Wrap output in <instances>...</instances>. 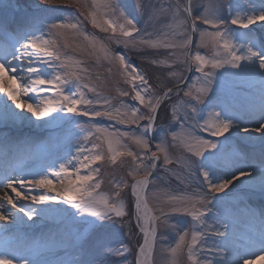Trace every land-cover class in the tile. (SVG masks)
Listing matches in <instances>:
<instances>
[{
  "label": "snow or ice",
  "instance_id": "6c2138e0",
  "mask_svg": "<svg viewBox=\"0 0 264 264\" xmlns=\"http://www.w3.org/2000/svg\"><path fill=\"white\" fill-rule=\"evenodd\" d=\"M135 7L145 17L144 28L115 0H39L36 12L20 16L14 14L24 12L20 0L7 4L0 0V93L4 94L0 97V149L5 158L18 161L13 174L0 177V228L5 234L20 233L14 240L28 248L36 243L30 230L37 219L46 212L70 215L76 230L61 234L59 242L71 255L59 264H127V246L116 239V232L125 227L130 240L134 229L138 230L134 264H156L157 243L168 239L165 232L175 236L172 244L161 245V254L167 253L165 264H181L185 252L188 264H264V209L260 236L251 238L243 255L219 261L201 255L209 236L222 238L221 245L208 249L217 256L222 255L227 247L223 241L229 237L227 224L220 226L223 231L214 226L209 230V205H223L238 184L264 194V41L239 31L257 24L264 28V0L227 6L222 0H175L167 7L137 0ZM162 16L167 21L157 26ZM85 21L142 62L168 69V84L150 83L151 77L138 65L89 35ZM68 32L89 41L93 50L89 54L99 53L97 62L105 60L110 74L115 68L128 86L118 96L130 97L131 103L123 99L114 103L101 94L83 61L66 51ZM202 48L211 54H202ZM161 50L164 59H149ZM220 69L227 76L218 73ZM186 71L199 75L181 88ZM158 119L170 129H179L170 135L173 144L181 142V156L174 159L169 152V133ZM102 120L125 125L127 130H110ZM69 124L80 130L75 133L79 139L74 153L60 155L54 150L50 162H27L46 141L25 135L24 126L63 130ZM233 137L240 143L233 144ZM257 140L258 153H248L241 146ZM124 157L131 159V184L119 181L111 193H101V166L116 165ZM173 164L178 172L168 167ZM158 168L181 184L196 177L197 187L190 192L158 194ZM150 186L151 196L158 201L154 206H150ZM126 188L130 189L127 203ZM52 205H68L76 211L68 213ZM174 217L188 219L182 224ZM0 264L53 262L18 258L6 248L0 252Z\"/></svg>",
  "mask_w": 264,
  "mask_h": 264
},
{
  "label": "bare ground",
  "instance_id": "6f19581e",
  "mask_svg": "<svg viewBox=\"0 0 264 264\" xmlns=\"http://www.w3.org/2000/svg\"><path fill=\"white\" fill-rule=\"evenodd\" d=\"M222 2L223 4L226 3L228 4L230 2L233 4L236 3L246 4L247 0H222ZM257 3H259V0H257ZM239 31L242 36L244 34H249L252 37H254L257 41H264V28H261L259 24L250 26V29H240ZM77 37L81 40L79 44L85 43L84 46L89 44V41H85L83 37L80 36ZM67 38L68 41L77 40V38L73 36H67ZM200 51L202 54H206V55L211 54L209 49L202 48L200 49ZM228 71H234V70H228ZM217 72L223 73L225 76H227V71L224 69L217 70ZM198 75H199L198 73L194 72L192 82L195 81V78ZM5 83H7V80H5ZM106 94L108 95V92H106ZM62 115H65L66 119H68L70 116V114L69 115L62 114ZM75 119L82 120L83 118L79 119V117H77ZM28 126L29 125L24 126V128L22 129V132L25 135L31 136L35 138L37 141H41V140L46 141L45 144L39 147L38 151L36 152V157L27 161L30 165H34L35 163H44L46 160L50 162L51 159L55 158L54 155H50V153L53 152L54 150H58L60 155H64L69 152L74 153L75 145L79 139V137L75 135V133H78L80 131L78 128L75 127V124H69L63 130L59 128L53 130V129L38 128V127H35L36 128L35 130L33 128H32L33 130H31L28 128ZM248 126L255 127V124L248 123ZM12 134H16V133L13 132ZM201 135H203L204 138L207 139H212V140L217 139L208 136L207 133H201ZM49 136L54 137V140L47 141V138ZM219 139L223 140V137H220ZM232 143L237 144L240 143V141L237 138L233 137ZM46 146L48 147L45 148ZM241 146L248 153H258L261 148L259 140H257L255 143H248L247 141H245V143H242ZM42 149H50L51 151L49 153L47 152L48 151L47 150L44 151V154L38 155V153L42 151ZM17 162H18L17 159L11 156L5 158L3 154V150L0 149V177H3V175L5 174H9V175L13 174L12 173L13 171L10 172L9 170L10 168L17 166ZM12 170H14V168ZM33 194H37V193H33ZM32 206L38 209L44 208V206L42 205H32ZM52 207L67 209L68 213L76 211L75 209L69 208L68 205H52ZM209 207L211 208V211L207 217V224L210 226L209 230H211V226H214L215 228L223 231L224 229L221 228L220 226L227 224L226 217L227 215H229V216H235L237 219L241 220L245 224H249L253 231V234H250L251 238L253 237L257 239L259 238L260 230H261L260 211L264 209V194H261L259 191H255V192L250 191L249 189L245 188L243 185L238 184L237 187L233 189V196L226 198L225 203L223 205H217L216 207H212L211 205H209ZM133 208H134V201H133ZM133 210L135 211V208ZM43 217L51 219V220L43 219V220L51 221L50 222L51 224L32 225L30 233L35 236L36 243L35 245H32L28 248L18 246L17 242L14 240V236H18L20 233L17 232V233L5 234L3 232V229L0 228V242H1L0 252L5 251V249L7 248L13 255H15L18 258L27 256L28 258L33 260L51 261L53 262V264H59V262L62 259H66L69 255H71L70 252L66 254L65 248L59 242V240L61 234L65 232H71V231L62 230L63 228H72V231L76 230V224L72 220V217L70 216L67 218V214L57 215L55 213H50V212H46V214L43 215ZM183 218H185L186 220L188 219L186 217ZM77 220H79V217H77ZM229 227L233 228L232 226L228 225V228ZM169 235L168 236L170 238L173 236L172 233L171 234L169 233ZM170 238H168V240H170ZM4 239H6L5 242L2 241ZM228 239L226 241H223V244L227 245V247L222 249V255L217 256L213 251H208V249H215L217 248L218 245H221L222 238L209 236V238L204 242L203 247L205 251L201 254L202 257H206L207 259H211L213 261H219L222 259L229 260L231 258L234 259L235 258L234 256L237 254L235 251L237 250H234L235 246H232ZM257 246L259 247V244H257ZM244 247L248 248V245H243V248ZM180 261L183 264H188L186 259V252L184 253V255L180 257Z\"/></svg>",
  "mask_w": 264,
  "mask_h": 264
},
{
  "label": "rangeland",
  "instance_id": "374dc122",
  "mask_svg": "<svg viewBox=\"0 0 264 264\" xmlns=\"http://www.w3.org/2000/svg\"><path fill=\"white\" fill-rule=\"evenodd\" d=\"M4 2L5 4H7L9 0H4ZM20 2L23 6L24 12L14 13L15 15H19V16L23 14H30V13L36 12L35 5L39 2V0H20ZM136 2L137 0H115V3L118 4L121 10H124L125 13L129 16H134L138 27L144 28L146 26L145 17L141 15V13L136 9L135 7ZM150 2L156 5L163 4L165 7H167L169 3H173L175 2V0H150ZM183 2L184 0H181V3ZM201 2H203V0H201ZM194 3H195V0H194ZM224 5L227 6V3ZM7 11L12 13L13 9L8 8ZM71 11L75 12V9H72ZM166 21H167V17L162 16L160 17L158 21H156V25L158 26L159 24L165 23ZM84 28L89 33V35L97 37L99 41H103L105 44H108L113 49V51L119 54L125 55L127 58L131 60L132 63L138 65L141 71L146 72L151 77L150 83L168 84L169 82V78L167 76L168 69L164 68L163 66L151 65L147 60L142 62L140 57H138L132 51H129L128 49H125L122 46H118V45H115L114 43H111L107 39V36L109 34L102 33L99 31V29H94L91 26V24L88 23L87 21L84 22ZM150 30H153V29H150ZM45 31H47L46 26H45ZM67 36H72L71 32H68ZM76 38L77 40L75 41L74 40L69 41L70 47L66 49V51L74 59L83 61V66L87 67L91 74V82L95 86H97L101 94L103 96H108L112 98L114 103L120 99H123L126 102L131 103L130 97H119L118 96V91L120 89H127L128 86L124 84L122 79L116 74L115 68H113V71L110 74L108 72L109 64L105 60L101 58L99 63L97 62V55H99V53L89 54L92 52V48L89 46V44L86 43L87 45L85 46H84L85 43L79 44L81 40L77 36ZM194 40H198V37H194ZM98 47H99V44H97V48ZM152 58L164 59L165 58L164 51L161 50L156 55L149 57V59H152ZM172 70L179 71L180 69L174 68ZM194 72L195 71L184 72L185 80H184V83L181 85V88H186L187 85H190L194 82V81L192 82ZM157 77H159V80L156 79ZM106 92H108V95L106 94ZM88 95L91 96L92 94L89 93ZM71 118L72 117L70 115L68 119H71ZM100 122L103 125L107 126L110 130L112 129H119L120 131L127 130V126L116 124L114 121L110 122L107 120H102ZM157 123L163 126L165 132L169 133V137H168L169 152L171 153L173 158L175 159L176 157L181 156L184 151L181 142L178 140L177 142H175V144H173V142L171 141V135H170V132L172 130H175L179 133V129L178 128L170 129L167 122L164 121L163 119H158ZM128 143L131 145V147L134 150H136V146L134 144H131L130 141ZM154 144L155 142H153V150H155ZM162 159L163 157H161V161ZM131 166H132L131 159L127 157L121 158L120 161L116 165H110L107 162L104 163L101 166V173L99 176V179L103 181L100 192L101 193H111L114 190V187H113L114 184L119 181H127L129 184H131L132 178L128 175V172ZM168 167L172 169L173 172L179 171V168L176 164L169 165ZM157 175L161 178L155 186V190L158 192V194H162V192H168V191H173V190L177 192L182 191V190H186L190 192L192 189H195L197 187L196 177H192L188 181H186L184 184H181L178 180H176L174 175H172L171 173H165L163 168H158ZM124 193L127 194L126 196V203H127V199L130 197V189H127V188L124 189ZM0 197H2V193L0 194ZM149 201H150V206H154L156 203H158V201L155 200L151 196V186H150V193H149ZM133 209L134 208H132V211L134 212ZM73 212H70V213H73ZM68 217H70V215H67V218ZM174 220H178L183 224V222L186 219L183 217H174ZM131 223L133 225L135 224L134 217ZM115 227L119 229L120 225H116ZM62 230L72 231V228H63ZM162 231L164 230L162 229ZM134 233L136 234H134L130 240L127 227L116 232V239L118 241L123 242V244L127 246V249H128V252L126 253L127 264H134L136 240L139 239L138 231L134 229ZM165 234L168 236L169 232H165ZM169 236L168 238H170ZM174 239H175V236L173 234L170 240L166 239L164 241H158L156 255H155L156 264H165L166 259H167V253L161 254L160 252L161 245L163 247H167L168 245L173 243ZM5 240L6 239L2 241L5 242ZM69 256L66 259H62V260H67ZM116 259H120V258L117 257ZM181 264L183 263L181 262Z\"/></svg>",
  "mask_w": 264,
  "mask_h": 264
}]
</instances>
